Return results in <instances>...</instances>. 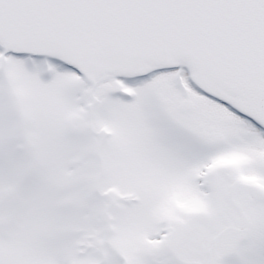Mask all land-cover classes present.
I'll return each instance as SVG.
<instances>
[{"label": "rangeland", "instance_id": "1", "mask_svg": "<svg viewBox=\"0 0 264 264\" xmlns=\"http://www.w3.org/2000/svg\"><path fill=\"white\" fill-rule=\"evenodd\" d=\"M2 13L0 264H181L170 237L201 218L208 248L182 247L187 264H210L214 243L216 264H264L256 193L233 190L253 222L247 239L212 231L245 225L228 196L234 179L264 191L261 126L203 97L184 64L136 76L111 48L86 54L95 82L121 84L116 95L95 89V101L62 50L8 30L22 18Z\"/></svg>", "mask_w": 264, "mask_h": 264}, {"label": "water", "instance_id": "2", "mask_svg": "<svg viewBox=\"0 0 264 264\" xmlns=\"http://www.w3.org/2000/svg\"><path fill=\"white\" fill-rule=\"evenodd\" d=\"M2 12L22 18L8 24H25L85 78L90 51L111 48L126 66L184 60L202 91L230 92L237 107L264 122V0H0ZM100 89L115 92L117 84ZM203 239L193 227L179 244Z\"/></svg>", "mask_w": 264, "mask_h": 264}, {"label": "bare ground", "instance_id": "3", "mask_svg": "<svg viewBox=\"0 0 264 264\" xmlns=\"http://www.w3.org/2000/svg\"><path fill=\"white\" fill-rule=\"evenodd\" d=\"M3 26H6L7 27V29L9 30V29H12V27L10 26V25H6V24H2ZM21 26L24 28H21V31H22V33H27V30L25 29V27H26V25L25 24H21ZM10 32H11V30H10ZM36 48V47H35ZM37 51H39V52H47V53H52V51L51 50H47V49H44V50H41V49H37ZM65 56H67V58H69L70 57V55H65ZM107 58V57H106ZM105 58V59H106ZM101 59V58H100ZM107 60H108V63L110 64V63H112L113 61H109V59L107 58ZM176 63V62H175ZM188 65V64H187ZM189 66V65H188ZM146 67H149L148 65H146V63L145 62H141V63H137V64H134V65H130V66H126V65H122V68L123 69H126V70H128V69H133L134 68V70H137L138 72H140V71H143L142 69H144V68H146ZM190 67V66H189ZM192 68V67H191ZM88 77H89V79H92V75H90V73H88ZM203 83V82H202ZM206 86H208L207 84H205ZM211 86H212V84H210ZM217 86V85H216ZM210 87V86H209ZM210 89L211 90H215L214 92V94L216 95V96H218V97H220V98H222V99H224V100H226L229 104H233V102H234V98H235V96L233 95V94H231L230 92H225V93H220V90H218V89H215V88H212V87H210ZM218 92H217V91ZM238 96L239 97H243V96H241V95H239L238 94ZM245 98V97H244Z\"/></svg>", "mask_w": 264, "mask_h": 264}, {"label": "flooded vegetation", "instance_id": "4", "mask_svg": "<svg viewBox=\"0 0 264 264\" xmlns=\"http://www.w3.org/2000/svg\"><path fill=\"white\" fill-rule=\"evenodd\" d=\"M187 103L185 102L184 103V105H186ZM201 115H203V111H201ZM199 126L200 127H202V123H199ZM226 181H227V179H225V178H223L222 179V182L223 183H226ZM242 188V187H241ZM222 193H223V191H221ZM224 202V201H223ZM223 204H225V203H223ZM222 204V205H223ZM221 205V206H222ZM224 207H225V210H226V212H227V209H226V205H223ZM224 207H223V209H224ZM225 217H226V215L224 216V218L223 219H225ZM205 220L207 221L208 219H199L194 225H197V224H200L201 226H205L204 225V222H205ZM205 229H206V232H207V238H206V240H205V248H204V250L203 251H206L207 250V248H208V242H209V230H207V225L204 227ZM211 231V230H210ZM212 231H214V232H216V233H218L219 232V230H218V228L216 227V226H214L213 225V227H212ZM177 241V240H176ZM176 241H174V245H175V243H176ZM189 245V244H188ZM190 246V245H189ZM192 249L193 250H197V249H195L194 247H192ZM198 251V250H197ZM180 263H182V264H187L188 263V261H179Z\"/></svg>", "mask_w": 264, "mask_h": 264}]
</instances>
